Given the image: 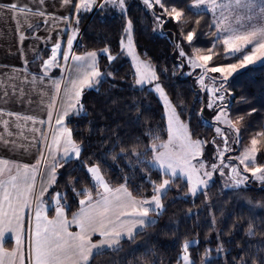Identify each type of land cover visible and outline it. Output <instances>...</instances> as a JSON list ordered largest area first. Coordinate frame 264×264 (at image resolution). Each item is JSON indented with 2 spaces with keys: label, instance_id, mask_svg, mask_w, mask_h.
Instances as JSON below:
<instances>
[{
  "label": "snow or ice",
  "instance_id": "6c2138e0",
  "mask_svg": "<svg viewBox=\"0 0 264 264\" xmlns=\"http://www.w3.org/2000/svg\"><path fill=\"white\" fill-rule=\"evenodd\" d=\"M141 4L154 31L166 35L164 26L173 25L175 31L169 37L176 53L173 74L180 69L181 75L193 78L198 108H188L183 99L169 93L164 83L167 67L158 70L150 58H141L135 40L141 20L129 14L128 0H59V6L67 10L60 15L48 11L45 0H38L35 7L0 3V10L12 13L23 62L22 69L12 68L15 76L0 80V85H7L3 95L7 97L10 88L12 95L19 91L22 102L26 96L32 102L23 87L9 84L23 72L21 80L47 106L46 118L0 108V142L39 153L33 154L34 163L0 157V264H92L105 251L123 252L124 242L136 244L148 235L147 228L159 223L173 188L172 200L191 198L195 204L198 196L203 197L208 228L216 232L215 248L205 246L199 264H213V252L215 259L223 254L224 264H264V241L239 243L230 255L232 249L227 246L234 241L221 239L234 230L247 237L258 231L264 236V216L256 212L257 207L264 208V202L248 195L251 191L264 194V106L241 110L238 105L244 98L233 94L230 79L241 70L264 65V0H141ZM93 10L121 20L115 50L108 43L100 49L74 50L81 15ZM31 17L42 18L47 35H37L41 24H34ZM61 22L65 27L53 36L52 25L59 27ZM25 28L31 38L44 44L31 49V60L23 47L28 38ZM202 36L211 40L202 41ZM100 53L107 60L104 67ZM125 55L131 60L128 87L133 93L155 95L162 106L161 124L127 139L115 133L102 136L103 152H86L85 139L77 136L74 127L84 120L92 131L84 93L100 92L105 83L110 89L116 87L112 81L117 70L112 65ZM37 61L36 71H30ZM54 70H59V76ZM124 108L129 123L139 126L144 110L135 95ZM137 174L140 180L135 183ZM217 182H221V193L227 190L248 206L247 219L241 207L235 213L237 220L226 228L217 227L216 213L224 215L223 205L217 208L211 195ZM186 215H192L191 209ZM8 233L14 241L10 248L5 247ZM170 234L178 241L171 264H196L190 248L199 241L182 238L175 231ZM138 256L139 264H165L157 247L146 241L130 247L120 264H133Z\"/></svg>",
  "mask_w": 264,
  "mask_h": 264
},
{
  "label": "trees",
  "instance_id": "16d2710c",
  "mask_svg": "<svg viewBox=\"0 0 264 264\" xmlns=\"http://www.w3.org/2000/svg\"><path fill=\"white\" fill-rule=\"evenodd\" d=\"M129 5V14L141 20L135 33L138 53L142 58H150L158 70L167 67L168 72L164 83L174 99H183L188 108H198L200 105L196 96V90L193 87V78L188 75H181L180 69H176L175 74H173L176 53L173 50L169 37L175 29L167 31L168 34L166 35L155 34L153 32L151 17L145 15L141 2H130ZM207 19L205 17L201 21V24L203 25ZM79 27L80 36L74 50L100 49L105 43H108L114 50L118 47L121 20L117 16L94 11L91 15H85L81 19ZM205 31H207L206 28ZM201 40L210 41L211 37L202 36ZM99 59L101 67H104L107 64L105 55L100 54ZM37 64L38 61L32 65L37 66ZM112 67L117 70V75L112 81L117 85L116 87L110 89L109 84L105 83L101 87L100 92L89 89L84 93L83 102L90 111L87 119L92 121L91 133L87 129L86 121L80 120L74 124L77 136L85 139L86 152H95L98 155L106 147V145H101L100 143L102 136L107 137L115 133L127 139L130 136L140 135L148 126L158 128L161 124L162 106L158 104L155 95L133 93L128 87L131 81V63L128 57L126 55L121 56L114 62ZM122 77H126V79H121ZM230 79L233 94L236 97L244 98L245 102L238 105L241 110H246L249 105L255 106L258 109L264 106V65L258 64L253 68L242 70L234 78ZM133 95L136 96V99L144 110V116L141 118L139 126L129 123V113L124 108L125 102L129 101ZM113 101L116 102L113 103ZM233 103L236 104V101L234 100ZM253 118H256L255 113L253 114ZM192 122L193 126H196L195 114H193ZM201 131L204 132L206 129H201ZM109 163H112L110 158ZM125 163L126 161H120L121 165ZM115 171L119 174L120 169L115 168ZM133 179L135 183H138L140 175L137 174ZM250 187L255 189L257 186L250 184ZM220 188L221 182H217L211 188V195L218 202L217 208L223 205L224 210L223 217H221L220 212L216 213L217 220L220 222L217 227L226 228L234 220H237L235 213L239 212L241 207H243L244 219H247L248 206L244 202H237L233 193L227 190L221 193ZM175 192L176 189L173 188L169 194L167 211L160 218L159 223L155 227L145 230L148 235H142L138 238L136 244L131 246L127 242H124L123 252L114 253L105 251L95 256L92 259V264H120L121 257L125 256L130 247L135 248L144 241L150 245H155L159 254L163 256L165 264H171L178 250V241L176 237L170 234L172 231L177 232L182 238L186 237L190 240L196 239L199 241L198 244H194L190 248V254L193 260L196 261V264H198L204 247L208 244L216 245L215 230L210 231L208 228L209 218L202 203V196H198L195 199V204H193L191 198L187 201L183 199L172 200L171 197ZM248 195L264 202V194H260L258 191H251ZM189 209L192 212L191 216L186 215ZM197 212H199V216L196 215ZM256 212L258 215L264 216V208L257 207ZM239 222L243 223V220ZM221 239L225 241L231 239L234 241L232 245L227 246L232 249L230 255H233L235 254L237 244L264 241V236H261L258 231L255 236L247 237L243 231L234 230L232 235L224 234ZM141 251H143V248H141ZM213 257V264H224L223 254H221L219 259H215V256ZM133 264H139V256Z\"/></svg>",
  "mask_w": 264,
  "mask_h": 264
},
{
  "label": "crops",
  "instance_id": "0c3cea01",
  "mask_svg": "<svg viewBox=\"0 0 264 264\" xmlns=\"http://www.w3.org/2000/svg\"><path fill=\"white\" fill-rule=\"evenodd\" d=\"M15 2L21 5L27 4L31 7L38 6V0H0V3H10ZM45 4L47 6L48 11L56 12L57 15L60 14H67V10L61 8L59 6V0H45ZM95 10L92 12H87L85 15H91ZM6 10H0V13H5ZM21 16V22L23 23L22 16L23 14H19ZM84 15V16H85ZM32 22L40 23L41 30L37 33V35H47L45 31V26L43 25L42 18L40 17H31ZM49 23L51 24V18H49ZM80 24V23H79ZM65 25L61 22L59 27L56 25H52V34L55 36V33L60 31L64 28ZM26 31V35L28 36L27 39L23 42L24 51L27 54V57L31 60L32 58V51L31 49L34 47H44L42 41H37L34 38H31V33L27 32L26 28L23 29ZM77 39L73 42V48H75ZM64 42L66 43V36L64 37ZM21 47L19 43V38L16 33V25L14 20L12 19V13L6 12V14H0V80L7 79L8 74L16 75L12 72V68L15 66L17 68L23 67V62L20 58L18 49ZM37 66H30V71H36ZM56 72L59 70H55ZM24 75L23 72L20 73L19 76L16 77L14 81H9V84L15 83L17 89L23 87L26 93L31 94L32 102H28V97L26 96L23 100L18 99L19 91L16 92L15 95L11 94V89L9 88V95L5 97L3 95V91L7 88V85H0V108H5L10 111H18L23 114L28 115H38L43 116L46 118V103L41 105L38 101L37 95L32 92L31 86L29 83L24 82L21 80L20 77ZM56 76H59L58 73H55ZM47 99V97L45 98ZM60 107L59 99L57 101V108ZM10 120H13L12 117H6ZM15 130V129H13ZM3 129L0 127V132ZM27 143V141H25ZM33 154L38 155L39 153L36 152L35 148L30 149L29 151H22L18 149H13L11 145H4L0 142V157H4L7 159H16L21 162L26 163H34ZM37 183L39 184V176L37 177ZM73 230H75L73 226ZM14 241L11 239V233L6 234V243L5 247H11Z\"/></svg>",
  "mask_w": 264,
  "mask_h": 264
},
{
  "label": "rangeland",
  "instance_id": "374dc122",
  "mask_svg": "<svg viewBox=\"0 0 264 264\" xmlns=\"http://www.w3.org/2000/svg\"><path fill=\"white\" fill-rule=\"evenodd\" d=\"M130 2H141V0H128V3H130ZM87 12H85V13H83L82 15H81V18H80V21H81V19L84 17V15L86 14ZM87 22V21H86ZM174 28H173V25L172 24H167V25H165V27H164V29H163V31L166 33V34H168V32L167 31H171V30H173ZM153 32L155 33V34H159V35H161L160 34V32H159V30H156V31H154L153 30ZM101 55H104L103 53H100ZM142 58V57H141ZM128 59H129V61H130V63H131V60H130V58L128 57ZM258 65V64H257ZM242 71V70H241ZM54 73H58L59 74V71H55L54 70ZM191 77V76H190ZM237 146H233V149L235 150V148H236ZM232 153H229V155H231ZM215 235H216V232H215ZM193 240H196V239H193ZM211 246V247H213V248H215V246L214 245H212V244H208L207 246ZM216 254H215V252H213V256H215ZM198 264H199V262H198Z\"/></svg>",
  "mask_w": 264,
  "mask_h": 264
}]
</instances>
